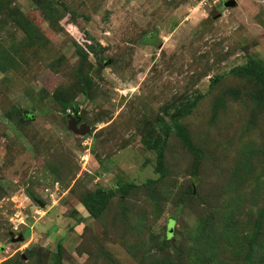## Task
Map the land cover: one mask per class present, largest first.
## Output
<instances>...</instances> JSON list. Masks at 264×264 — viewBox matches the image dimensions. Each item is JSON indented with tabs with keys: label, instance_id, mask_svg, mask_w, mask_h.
Here are the masks:
<instances>
[{
	"label": "rangeland",
	"instance_id": "1",
	"mask_svg": "<svg viewBox=\"0 0 264 264\" xmlns=\"http://www.w3.org/2000/svg\"><path fill=\"white\" fill-rule=\"evenodd\" d=\"M235 2L0 0V264H264V85L232 71L264 0Z\"/></svg>",
	"mask_w": 264,
	"mask_h": 264
},
{
	"label": "trees",
	"instance_id": "2",
	"mask_svg": "<svg viewBox=\"0 0 264 264\" xmlns=\"http://www.w3.org/2000/svg\"><path fill=\"white\" fill-rule=\"evenodd\" d=\"M222 2L224 3L225 1L222 0ZM232 71L242 76L244 75L247 77H252L254 78L256 83L264 85V63L259 59L251 57L244 64L233 68ZM69 101L62 102L63 109H65L69 105ZM191 103L184 104L183 106L179 107L177 114L178 117L185 114L193 107L194 104ZM175 129H176V133L180 135L183 144L194 153L192 172L193 175H196V169L199 163V153L191 146L189 135L187 134L186 129L182 128L177 121L175 122ZM162 146L163 143L159 145L156 155V164H157L156 171L159 172L161 176L165 174ZM126 186L127 185L124 184L122 189L125 188ZM112 193H113L112 190H109L107 192H104L103 190H97L96 192L90 193L84 199L83 206L86 208V210L89 212L91 216H97L104 209L106 202ZM263 215H264V210L261 211L258 217V222ZM54 264H61L58 254H57L56 262Z\"/></svg>",
	"mask_w": 264,
	"mask_h": 264
},
{
	"label": "water",
	"instance_id": "3",
	"mask_svg": "<svg viewBox=\"0 0 264 264\" xmlns=\"http://www.w3.org/2000/svg\"><path fill=\"white\" fill-rule=\"evenodd\" d=\"M225 2H226V4H228V5H235V0H224ZM219 13H216L215 15H214V17L215 16H217ZM160 45V44H159ZM85 130H87V127L85 128ZM85 132V131H84ZM12 235L14 234L13 232L11 233ZM23 239V234H21V233H19L18 234V237L17 238H14L13 237V240H22Z\"/></svg>",
	"mask_w": 264,
	"mask_h": 264
}]
</instances>
